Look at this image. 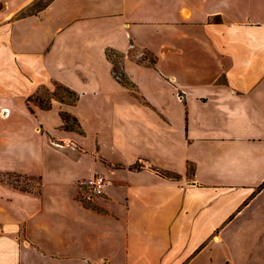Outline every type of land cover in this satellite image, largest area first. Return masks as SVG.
<instances>
[{"label":"crops","instance_id":"obj_1","mask_svg":"<svg viewBox=\"0 0 264 264\" xmlns=\"http://www.w3.org/2000/svg\"><path fill=\"white\" fill-rule=\"evenodd\" d=\"M37 1L0 0V174L42 187L0 178V264H264V0Z\"/></svg>","mask_w":264,"mask_h":264},{"label":"trees","instance_id":"obj_2","mask_svg":"<svg viewBox=\"0 0 264 264\" xmlns=\"http://www.w3.org/2000/svg\"><path fill=\"white\" fill-rule=\"evenodd\" d=\"M37 2H39V1H37ZM49 2H50V0L47 1L42 7L47 6ZM35 4H33V6H35ZM33 6L31 8H29L27 11H23L22 14L24 15V14L30 13L31 11H34ZM114 54H117V53L114 52L113 50H109L108 51V55L111 58V60L113 61V63H114V73H115L116 77L123 84H125L127 86H132L131 81L128 79V77L126 76V74L122 70L121 60L119 62L117 59H115ZM56 86H57L56 87V91L53 93L54 95L52 97H50L49 99H46L45 97H42L41 96V91H40V92L30 96L28 98V102L29 103L30 102H35L38 105H40L43 109H50L52 107V100L53 99H57V100H59L61 102H67V103H71V104H75L79 100V93L76 92L75 90L71 89L69 86H67V85H65V84H63L61 82H58V81L56 82ZM61 114H62V117H63V119L65 121V124H64L65 129H68V130L69 129H73V130H78V131L83 132V130L81 128V125H80V122H79L77 117L71 115L67 111H62ZM138 167L139 166H134V168H138ZM158 171L162 175L167 176V177H171V178H174V179H180L181 178V174H179V173L170 172V171L161 170V169H158ZM9 175H14L16 177L21 176V174H16V173H10ZM28 177L30 179L37 178V180H39V184L40 185H39V187L36 190H27L24 187H21L16 182L9 181V183L11 185L17 187V188H20V189H23V190H26V191H31V192H35V193L41 192L42 187H41L40 178L39 177H34V176H28ZM0 178L5 180L3 177H1V175H0ZM7 182H8V180H7Z\"/></svg>","mask_w":264,"mask_h":264},{"label":"rangeland","instance_id":"obj_3","mask_svg":"<svg viewBox=\"0 0 264 264\" xmlns=\"http://www.w3.org/2000/svg\"><path fill=\"white\" fill-rule=\"evenodd\" d=\"M47 1H49V0H39V2H37L35 4V6H33V9L34 10L35 9H40ZM114 57H115V59H117L120 62V60H121L120 54H114ZM56 87L57 86H56V83H55L54 88L52 90L51 89H47V88L42 89L41 90V96L45 97L46 99H49L50 97H52L54 95L53 93L56 91ZM1 177H3L6 181L8 180V183H9V181L16 182L21 187H24L27 190H36L39 187V185H40L39 184V180H37V178L30 179L28 176L21 175L19 177H16L14 175L2 174ZM80 198L83 201H87L85 199V197H84V191L83 190L81 192Z\"/></svg>","mask_w":264,"mask_h":264},{"label":"built area","instance_id":"obj_4","mask_svg":"<svg viewBox=\"0 0 264 264\" xmlns=\"http://www.w3.org/2000/svg\"><path fill=\"white\" fill-rule=\"evenodd\" d=\"M109 180L103 174L97 173L83 182L84 197L87 200L93 199L94 196H99L104 193L105 186Z\"/></svg>","mask_w":264,"mask_h":264}]
</instances>
